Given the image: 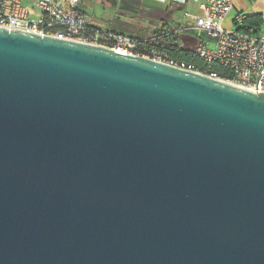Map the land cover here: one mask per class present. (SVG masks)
Segmentation results:
<instances>
[{"label":"water","instance_id":"95a60500","mask_svg":"<svg viewBox=\"0 0 264 264\" xmlns=\"http://www.w3.org/2000/svg\"><path fill=\"white\" fill-rule=\"evenodd\" d=\"M0 264H264V92L0 27Z\"/></svg>","mask_w":264,"mask_h":264},{"label":"built area","instance_id":"2783aa9c","mask_svg":"<svg viewBox=\"0 0 264 264\" xmlns=\"http://www.w3.org/2000/svg\"><path fill=\"white\" fill-rule=\"evenodd\" d=\"M34 1L35 8H31L25 5V0H0V27L101 45L120 54L140 56L219 78L207 69L199 70L193 62L172 57L164 46L158 44L178 35L205 64L215 63L229 68L233 72L229 82L254 92H264V25L259 31H245L241 28L245 14L240 13L232 21L233 28H225L224 22L233 9V0H169L178 5L193 1L202 13L195 15L185 10L186 22L176 23L167 29L160 28V33L147 37L93 25L86 13L77 7L79 0H68L66 3ZM185 36H189L193 43L186 42Z\"/></svg>","mask_w":264,"mask_h":264},{"label":"crops","instance_id":"0c3cea01","mask_svg":"<svg viewBox=\"0 0 264 264\" xmlns=\"http://www.w3.org/2000/svg\"><path fill=\"white\" fill-rule=\"evenodd\" d=\"M55 2H63L66 3L68 0H54ZM115 1L116 5L114 6L112 2ZM190 1H187L186 4H183L182 6H179L175 2L169 1V0H79L77 3V7L81 9L86 15L88 16V20L93 25L109 29L108 27L102 26V15L98 16L95 15L92 8V3L95 5L97 4H104V6H112L111 8L117 9L120 11V13L129 14V15H140L141 11L147 12L153 16H156L157 12L159 11L161 15H163L164 11L163 9L169 7L167 9L170 13L172 12V9L174 7H178L179 9H183L188 6ZM193 2V1H191ZM195 3V2H193ZM108 4V5H107ZM196 4V3H195ZM25 5L28 7H34L35 8V1L34 0H25ZM198 11L202 13V11L199 9L198 4H196ZM243 13L245 15H251V14H261L264 19V0H233V9L227 16L226 20L228 22H232L233 19L237 14ZM167 27H171L173 25H176V23H173L171 20L170 22H164ZM113 30V29H110Z\"/></svg>","mask_w":264,"mask_h":264},{"label":"rangeland","instance_id":"374dc122","mask_svg":"<svg viewBox=\"0 0 264 264\" xmlns=\"http://www.w3.org/2000/svg\"><path fill=\"white\" fill-rule=\"evenodd\" d=\"M108 5V4H107ZM196 4L193 2H189L188 6L183 9H179L177 6L172 9L170 13L167 9L169 7L163 9V15L158 11L156 16H153L147 12L141 11L140 15H129L120 13L119 10L111 8L112 6H104V4L95 5L92 3V12L95 15H102V26L105 28L113 29L114 31L124 33L127 35L147 37L152 35L157 29L161 27H165L166 24L164 22L173 21V23H181L186 22V18L184 17V11H188L191 14L201 15V12L198 11ZM182 6V5H179ZM224 27L227 29L233 28V23L225 21ZM186 42L193 43V41L189 40V36L183 37Z\"/></svg>","mask_w":264,"mask_h":264},{"label":"trees","instance_id":"16d2710c","mask_svg":"<svg viewBox=\"0 0 264 264\" xmlns=\"http://www.w3.org/2000/svg\"><path fill=\"white\" fill-rule=\"evenodd\" d=\"M112 4L115 6L116 2L113 1ZM263 25L264 19L261 14H251L245 15L241 28L245 31H249L250 29L253 31H259ZM161 28L167 29L169 27L165 26ZM161 31L162 30L159 28L153 34L160 33ZM158 44L164 46V48L170 52L172 57L195 63L197 68H199L201 71L207 69L208 72H214L219 78L227 81H231L233 78V72L229 68L215 63L205 64L204 61L195 54V50L189 44H184L181 40V37L178 35L172 37L168 42L160 41Z\"/></svg>","mask_w":264,"mask_h":264}]
</instances>
